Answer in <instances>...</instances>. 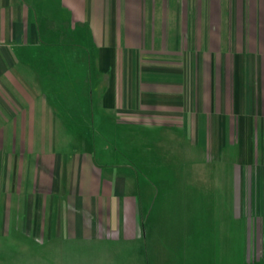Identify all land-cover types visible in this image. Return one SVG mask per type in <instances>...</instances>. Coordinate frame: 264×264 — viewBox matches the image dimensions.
<instances>
[{"label": "crops", "instance_id": "crops-1", "mask_svg": "<svg viewBox=\"0 0 264 264\" xmlns=\"http://www.w3.org/2000/svg\"><path fill=\"white\" fill-rule=\"evenodd\" d=\"M231 1L226 20L222 0H0V142L9 140L4 124L12 123L14 141L38 140L41 133L52 172L55 116L85 143L83 163L70 169V212L42 214L31 229L11 223L22 214L7 217L6 245L22 250L92 235L94 222L97 237L139 238L144 220L153 231L156 222L177 217L152 213L159 199L172 200L152 188L143 209L138 189L129 192L112 168L105 178L89 153L98 137L123 126L133 146L154 142V157H202L181 159L180 168L163 163L159 172H169L167 178L177 169L218 176L212 186L200 176L189 182L223 193L198 198L206 212L174 220L182 264H264V0L254 21L245 9L250 0ZM35 122L43 131L36 135ZM204 157L213 165H201ZM221 205L230 210L220 212Z\"/></svg>", "mask_w": 264, "mask_h": 264}, {"label": "rangeland", "instance_id": "rangeland-1", "mask_svg": "<svg viewBox=\"0 0 264 264\" xmlns=\"http://www.w3.org/2000/svg\"><path fill=\"white\" fill-rule=\"evenodd\" d=\"M222 1L224 6L222 8L224 10L223 16L227 20V10L229 6H232V1ZM260 1L250 0V6L245 7L246 10L248 8L251 9L252 21L256 17L259 19L263 15L259 11ZM255 11L259 13H255ZM85 111L89 112V110ZM38 112L39 110L37 109L32 110V114L35 113L34 115ZM62 114L65 116L64 112ZM61 117H54L53 127L56 140H54L52 147L56 158L55 160L53 159L55 163L53 172L49 169L52 156L48 153L46 155L42 153V143L45 142L41 140V133H37L39 129L43 132L40 122H37V124L35 122V125L33 124L30 127L32 134H39L36 135L38 140L26 142L10 139L12 137V123L2 126L3 129L5 128L9 140L0 142L2 149L0 151V264H182L181 257H183V252L180 248V221L178 219L174 220L185 212L188 214L204 212L208 205L198 204L201 202L198 201V198L222 197L223 193L221 187L219 190L216 188L212 190L211 187L206 189L207 185H204L205 188H197V186L192 188L189 182L193 181V177L200 176L202 177L201 181L212 186L219 182L216 179L218 176L214 172L195 174L186 172V170L178 172L177 169L176 173L171 174L173 178H167L170 176L169 172H159L163 167V163L173 161L178 166L182 160H189L190 163L192 160H200L202 157H188L185 158L186 160L184 157H168L167 159L159 156L154 157V149H152L154 142H147V140L141 139L137 141L139 148H137L138 146H133L135 142L130 140L131 131L123 126H118L119 128L113 126L111 130L106 131L105 137H98L97 141L92 142L93 147L89 153L99 165H103L105 178L106 176H111L113 171L117 177L124 176L129 192H132V188L138 189L137 191L140 192L143 202V209L147 207L149 189L152 188V194L156 190L160 198L172 199L167 204L159 199L152 213L170 214L177 217L175 219L171 217V220L167 221L156 222L159 227L153 231L148 230L146 227L148 222L144 220L143 223L146 226L143 228L142 236L139 238L136 236L124 237L123 235L118 238L97 237L94 232L97 231L98 226L97 222H94L95 224L91 226V229L93 227V230H91L93 232L92 235L87 234L82 237H73L65 240L60 237L56 239L59 243H47L43 247L29 244L27 247H22V250L21 248L11 249L10 246L5 244L4 229L10 224L8 218L15 219L16 214H22L25 217L22 221L12 220L11 223H25L31 229L36 227L35 224L39 223V216L42 214L55 215L59 213L66 215L70 212V206H73L69 201V193L71 191L70 189L67 190V183L69 182L70 185V182L74 179V172L72 173L70 169L76 164H82L84 161L81 151H83V144L85 143L74 138L72 131L64 122V118ZM7 119L12 121L13 115ZM92 126H94L93 123ZM117 133L121 134V138L114 139ZM140 133V138H144L142 134L146 133L142 130H140ZM177 143L180 142L175 141V146ZM259 143L261 147L263 144L264 149V141ZM21 145L26 147V150L21 149ZM187 145L186 143L183 145L184 150L187 149ZM160 146L164 149L166 142L161 141ZM191 147L189 143L188 150H192L193 147ZM261 147L259 146V148ZM78 155L81 157L77 159L76 156ZM204 159L201 165H213L210 158L204 157ZM111 168L112 171L110 170ZM178 168L180 167L178 166ZM52 173L55 180L53 186L49 182ZM152 194L151 196H153ZM185 196L189 199L187 206L183 203ZM79 206H75V211H81ZM211 207L215 209L216 206L213 205ZM219 207L220 212H227L228 207L230 210V206L227 205ZM34 220H36V223ZM59 222L62 225V221L60 220ZM33 238L29 239L33 241Z\"/></svg>", "mask_w": 264, "mask_h": 264}, {"label": "trees", "instance_id": "trees-1", "mask_svg": "<svg viewBox=\"0 0 264 264\" xmlns=\"http://www.w3.org/2000/svg\"><path fill=\"white\" fill-rule=\"evenodd\" d=\"M93 127H95V126H93Z\"/></svg>", "mask_w": 264, "mask_h": 264}]
</instances>
